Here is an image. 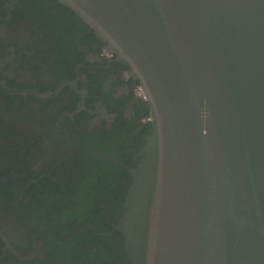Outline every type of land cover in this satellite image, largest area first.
I'll list each match as a JSON object with an SVG mask.
<instances>
[{"label":"water","instance_id":"obj_1","mask_svg":"<svg viewBox=\"0 0 264 264\" xmlns=\"http://www.w3.org/2000/svg\"><path fill=\"white\" fill-rule=\"evenodd\" d=\"M56 1L150 112L116 226L128 264H264V0Z\"/></svg>","mask_w":264,"mask_h":264},{"label":"flooded vegetation","instance_id":"obj_2","mask_svg":"<svg viewBox=\"0 0 264 264\" xmlns=\"http://www.w3.org/2000/svg\"><path fill=\"white\" fill-rule=\"evenodd\" d=\"M152 131L139 83L67 7L0 0V264H128L117 220Z\"/></svg>","mask_w":264,"mask_h":264},{"label":"trees","instance_id":"obj_3","mask_svg":"<svg viewBox=\"0 0 264 264\" xmlns=\"http://www.w3.org/2000/svg\"><path fill=\"white\" fill-rule=\"evenodd\" d=\"M120 253H122V251H120ZM121 262V261H120ZM123 263L127 264L125 260H122Z\"/></svg>","mask_w":264,"mask_h":264}]
</instances>
